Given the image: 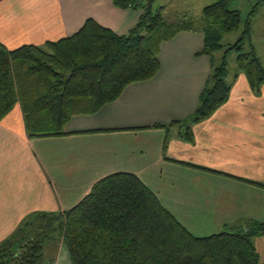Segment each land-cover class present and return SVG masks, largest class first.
Here are the masks:
<instances>
[{
    "label": "crops",
    "instance_id": "1",
    "mask_svg": "<svg viewBox=\"0 0 264 264\" xmlns=\"http://www.w3.org/2000/svg\"><path fill=\"white\" fill-rule=\"evenodd\" d=\"M140 15L115 0H0V43L44 47L90 19L123 35ZM202 48L197 28L179 32L161 44L153 79L129 85L95 115L73 117L61 137L30 139L17 105L0 122V244L31 213L69 210L114 173L138 177L196 237L264 222V188L249 183L264 185V84L256 96L239 74L226 103L191 127L193 144L177 127H153L195 110L211 70L208 56L196 57ZM62 246L55 264H71Z\"/></svg>",
    "mask_w": 264,
    "mask_h": 264
},
{
    "label": "trees",
    "instance_id": "2",
    "mask_svg": "<svg viewBox=\"0 0 264 264\" xmlns=\"http://www.w3.org/2000/svg\"><path fill=\"white\" fill-rule=\"evenodd\" d=\"M230 1L216 0L195 22L173 23L164 19L162 7L155 12L148 8L147 0H115L123 8L141 11L126 34L118 35L90 19L72 37L44 47L26 45L10 51L0 43V122L20 105L30 139L67 135L65 128L73 117L95 115L117 101L129 85L153 79L160 70L161 44L179 32L196 31L192 25L196 23L203 35L196 57L208 56L211 70L195 110L170 124L179 129V138L193 144L191 127L226 103L239 74L256 96L264 84V63L249 43L251 21L261 2L242 23L240 12L229 9ZM242 24L237 40L223 44L224 37ZM219 51L223 55L216 64L214 54ZM231 52L236 57L229 82ZM258 236H264V222L250 220L196 237L138 177L114 173L96 182L69 210L28 215L0 244V264H55L61 244L71 264H264L253 242ZM49 244L54 245L51 256Z\"/></svg>",
    "mask_w": 264,
    "mask_h": 264
},
{
    "label": "rangeland",
    "instance_id": "3",
    "mask_svg": "<svg viewBox=\"0 0 264 264\" xmlns=\"http://www.w3.org/2000/svg\"><path fill=\"white\" fill-rule=\"evenodd\" d=\"M216 0H156L153 5V11H157L160 7L163 8L162 15L167 21H177L182 19H199L202 15V10L205 6L211 5ZM261 2V5L258 6L254 17L251 21V30H250V45L254 47L257 55L261 58L264 63L263 50H264V0H232L229 3L230 10H237L240 12L242 23H244L249 17L250 13L254 11L256 5ZM193 28L196 29L198 26L196 23H193ZM243 30V24L240 29L234 32L231 35L225 36L223 39L224 43L233 44L237 38L240 36ZM223 55L222 51L216 52L214 54L215 63L219 64L221 57ZM235 52L228 54V77L227 80L231 82L234 77L235 72ZM262 89V87H261ZM255 95V94H254ZM175 122V121H174ZM172 122V123H174ZM170 127V124L167 125ZM238 226V225H237ZM254 245L257 249L258 254L261 257V260L264 258V236H258L253 239ZM52 244L47 246V255L51 256L54 249ZM64 247V246H62Z\"/></svg>",
    "mask_w": 264,
    "mask_h": 264
},
{
    "label": "water",
    "instance_id": "4",
    "mask_svg": "<svg viewBox=\"0 0 264 264\" xmlns=\"http://www.w3.org/2000/svg\"><path fill=\"white\" fill-rule=\"evenodd\" d=\"M156 0H147V6L148 8H151L153 3L155 2Z\"/></svg>",
    "mask_w": 264,
    "mask_h": 264
}]
</instances>
